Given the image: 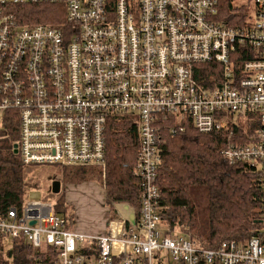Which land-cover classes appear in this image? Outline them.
<instances>
[{
	"label": "built area",
	"instance_id": "built-area-1",
	"mask_svg": "<svg viewBox=\"0 0 264 264\" xmlns=\"http://www.w3.org/2000/svg\"><path fill=\"white\" fill-rule=\"evenodd\" d=\"M27 5L55 6L59 25L19 22ZM217 14V0H0V130L17 122L14 154L25 166L104 169L109 127L132 123L142 191L139 216L126 205L134 221L105 234L68 228L37 201L0 217V240L47 247L54 264H264V0H253L243 25ZM206 64L220 75L204 82ZM169 117L202 134L252 130L220 154L260 176L257 236L207 250L161 228L155 183ZM174 125L168 132H183Z\"/></svg>",
	"mask_w": 264,
	"mask_h": 264
},
{
	"label": "trees",
	"instance_id": "trees-1",
	"mask_svg": "<svg viewBox=\"0 0 264 264\" xmlns=\"http://www.w3.org/2000/svg\"><path fill=\"white\" fill-rule=\"evenodd\" d=\"M253 0H244L239 6L236 0H217V19L230 26L243 25ZM22 12L19 22L29 25L57 26L55 6L27 5L17 7ZM62 22V20H61ZM234 57H239L236 52ZM245 57L239 59L240 67ZM206 72L199 74L204 82L208 74L220 75V66H200ZM13 116L12 113H6ZM16 115V114H15ZM169 117L162 124L161 163L156 172L158 200L156 210L161 228L167 235L181 234L203 249H216L223 243H245L258 235L262 229L263 208L261 193L257 187L259 174L248 164L230 165L220 154L222 148L235 139L246 143L252 130H237L236 137L222 133L202 134L188 120L174 125ZM184 130L172 134L168 127ZM18 138L17 122L9 120L0 130V217L24 204V178L26 167L13 153ZM139 143L136 126L132 123L113 124L105 138V188L106 205L111 219L116 218L113 204L133 207L136 218L140 213V180L135 174ZM57 167V166H51ZM62 180L80 182L94 179L100 181L103 174L95 167L63 168ZM101 184V181L99 182ZM55 213L73 225L72 215L66 207L54 204ZM56 257L47 247L34 250L22 239L0 240V264H54Z\"/></svg>",
	"mask_w": 264,
	"mask_h": 264
},
{
	"label": "rangeland",
	"instance_id": "rangeland-1",
	"mask_svg": "<svg viewBox=\"0 0 264 264\" xmlns=\"http://www.w3.org/2000/svg\"><path fill=\"white\" fill-rule=\"evenodd\" d=\"M244 0H236V5H240ZM63 168H79V167H63ZM100 176L101 184L94 179L76 181H63L61 174L67 170H63L62 167L51 166H26L23 171L24 178V203L47 201L52 204H60L67 208L68 213L72 215V219L78 216L79 212L83 211V206L88 204L94 206L95 200L98 195H103L105 198V188L103 186L105 182V171ZM59 183V191L55 193L53 191L54 184ZM106 205V198H105ZM123 203L113 204V207L118 210V207ZM107 206V205H106ZM105 206V207H106ZM110 213V208L106 207ZM78 219V217H77ZM76 223V220H75Z\"/></svg>",
	"mask_w": 264,
	"mask_h": 264
},
{
	"label": "crops",
	"instance_id": "crops-1",
	"mask_svg": "<svg viewBox=\"0 0 264 264\" xmlns=\"http://www.w3.org/2000/svg\"><path fill=\"white\" fill-rule=\"evenodd\" d=\"M94 200L96 205L93 207L89 204L86 207L83 206V211L79 212L78 216L74 218L71 229L73 228L86 234L102 235L105 234L109 228H120V224L125 222V219H129L132 222L134 221V215L129 211V208L126 206L127 204L119 206L118 210L112 206L116 214V218L112 220L111 211L109 213L106 208L104 196L100 194L97 196V199ZM52 205L54 206V204ZM131 217H133L132 220Z\"/></svg>",
	"mask_w": 264,
	"mask_h": 264
},
{
	"label": "water",
	"instance_id": "water-1",
	"mask_svg": "<svg viewBox=\"0 0 264 264\" xmlns=\"http://www.w3.org/2000/svg\"><path fill=\"white\" fill-rule=\"evenodd\" d=\"M53 191H54L55 193H57V192L59 191V183L56 182V183L54 184ZM132 218H133V217H131V220H132Z\"/></svg>",
	"mask_w": 264,
	"mask_h": 264
}]
</instances>
